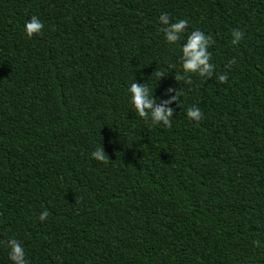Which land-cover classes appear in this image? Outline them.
I'll list each match as a JSON object with an SVG mask.
<instances>
[{
    "label": "trees",
    "instance_id": "16d2710c",
    "mask_svg": "<svg viewBox=\"0 0 264 264\" xmlns=\"http://www.w3.org/2000/svg\"><path fill=\"white\" fill-rule=\"evenodd\" d=\"M162 13L188 22L179 42ZM195 30L213 75L178 81ZM132 82L178 92L171 128ZM12 238L28 264H264V0H0V264Z\"/></svg>",
    "mask_w": 264,
    "mask_h": 264
},
{
    "label": "clouds",
    "instance_id": "9594fccd",
    "mask_svg": "<svg viewBox=\"0 0 264 264\" xmlns=\"http://www.w3.org/2000/svg\"><path fill=\"white\" fill-rule=\"evenodd\" d=\"M159 23L162 26L161 31L164 33L165 39L169 44H175L179 42L188 26L186 20H179L177 22H171L167 13H162L159 17ZM44 24L37 16H32L29 21L24 25V32L28 38L34 35H41L43 33ZM231 43L238 45L244 38V33L239 30H233L231 33ZM214 43L210 35H205L200 30L192 31L186 38V41L182 45V55L180 57L182 61V69L185 75L178 74L176 80L186 81L191 83V76L187 74H197L199 77L212 76L215 65L211 62V52H209L210 45ZM235 63V58L229 61L228 67ZM163 72H155L158 80L164 76ZM221 83L227 82V74H220L217 77ZM157 80V81H158ZM154 89H149L147 84H138L132 82L128 91L130 93L131 104L136 113L141 119L150 121L152 126L162 125L165 128H171L172 118L174 115V109L169 105L175 102L178 106L180 103V96L176 91L175 95L170 96L168 100H163L159 104L153 99L152 93ZM174 89L168 88L165 90V95L172 93ZM187 118L200 122L203 119V113L198 107H189L186 110ZM92 157L99 162L107 164L110 160L105 153L103 147L96 148L92 153ZM49 216L47 210L43 211L39 216V220L43 222ZM254 246L259 247V241H254ZM9 248V259L12 264H28L26 259L25 249L21 243L12 238L7 241Z\"/></svg>",
    "mask_w": 264,
    "mask_h": 264
}]
</instances>
